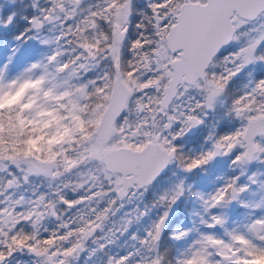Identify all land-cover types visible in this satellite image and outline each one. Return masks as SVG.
<instances>
[{
	"label": "snow or ice",
	"instance_id": "obj_1",
	"mask_svg": "<svg viewBox=\"0 0 264 264\" xmlns=\"http://www.w3.org/2000/svg\"><path fill=\"white\" fill-rule=\"evenodd\" d=\"M0 264H264V0H0Z\"/></svg>",
	"mask_w": 264,
	"mask_h": 264
}]
</instances>
